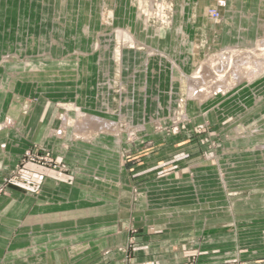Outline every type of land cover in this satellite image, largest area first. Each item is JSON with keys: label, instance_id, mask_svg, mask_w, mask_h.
<instances>
[{"label": "rangeland", "instance_id": "1", "mask_svg": "<svg viewBox=\"0 0 264 264\" xmlns=\"http://www.w3.org/2000/svg\"><path fill=\"white\" fill-rule=\"evenodd\" d=\"M83 1L97 31L86 49L61 54L68 57L61 64L46 51L30 55L24 39L12 38L9 48L0 40V207L18 199L12 189L21 188L24 168L39 166L67 176L91 201L107 202L109 215L115 211L111 227L124 240L111 247L122 264H135L136 252L148 258L171 249L184 252L183 264L262 255L264 72L239 82L211 74L200 96L191 83L221 53L257 58L264 5L249 2L255 14L246 18L228 13L221 0ZM44 2V14L53 16V2ZM226 16L238 28L226 30ZM44 18L45 26L53 22ZM143 36L163 40V48H150ZM104 47L107 65L98 58ZM82 54L95 63L77 64ZM88 116L115 129L80 132ZM27 183L36 200L40 189Z\"/></svg>", "mask_w": 264, "mask_h": 264}, {"label": "crops", "instance_id": "2", "mask_svg": "<svg viewBox=\"0 0 264 264\" xmlns=\"http://www.w3.org/2000/svg\"><path fill=\"white\" fill-rule=\"evenodd\" d=\"M44 1L0 0V40L5 38L9 48L13 46L12 38H20L19 42L24 39L25 49H30V55L36 53L39 56L46 51L51 55L47 56L48 61L61 64L68 58H61V54L71 48L86 49L90 46L92 34L97 30L91 24L92 13H83V6L86 7L88 1L51 0L55 11L53 16L44 14ZM251 1L256 2L260 9L263 8L264 0H225L224 4L228 6L226 10L228 13L233 12L236 16L238 13L243 17L251 18L255 14V11L247 8V4ZM89 2L93 3L92 0ZM122 7L120 4L117 9L120 10ZM202 9H197L196 15H202ZM121 13V10L118 11L117 17L122 16ZM44 17L52 19L53 22L45 26ZM226 17L224 22L226 30L238 28L240 24L230 19V16ZM142 38L150 48L157 50L163 48L160 44L163 40L144 36ZM105 49L106 47L98 56V58L102 57L103 65L109 63ZM26 54L29 52L26 51ZM132 55L129 54L128 59ZM90 58L92 56L88 54L78 55L77 64L83 66L94 64L95 62ZM40 59H33L36 62L32 63L41 64ZM122 63L124 65L125 62ZM145 64L148 67L152 66L149 58L146 59ZM164 69L160 70L164 71ZM152 71L157 72L154 67L150 72ZM4 133L6 131L2 134ZM3 136L5 134H0V140L4 141ZM24 171L25 178L20 177L21 188L12 189V193L17 195L18 199L8 200L0 207V264H122L121 254L111 246L118 242L121 244L124 234L117 227H111L115 223L113 221L116 219L115 211L109 215L107 202L104 203L101 199L96 202L91 201L86 191L70 185L67 176L54 175L39 166L27 165ZM23 182L25 184H22ZM27 182H33V186L40 189L41 195L37 196L36 200L32 199L29 191L24 190V188H33L29 187ZM24 192L27 194L24 195ZM108 240L111 241L110 247ZM150 245L151 248L155 245L151 239ZM171 250H168V253L161 251V254L153 252L148 258L143 256V253L136 252L133 261L135 264H140L148 259H155L159 264H183L187 259L184 252L182 253L181 249L178 252ZM255 257L264 258V250L262 255H254L253 258L249 255L248 259L244 256L241 258L253 262Z\"/></svg>", "mask_w": 264, "mask_h": 264}, {"label": "bare ground", "instance_id": "3", "mask_svg": "<svg viewBox=\"0 0 264 264\" xmlns=\"http://www.w3.org/2000/svg\"><path fill=\"white\" fill-rule=\"evenodd\" d=\"M221 4H224L225 1H219ZM260 44V43H259ZM261 50L258 53L257 58H255L254 54L250 52V54H242V53H221L220 55H216L211 57L208 60V70H199L196 72V80L191 81V85L194 86L193 92L195 96L203 95L202 90H198L199 85H205L208 81L209 76L213 74L216 78H222L228 74L230 76L231 82H239L241 78L244 76H248L249 78H253L256 75L263 74L264 72V42L261 43ZM202 69V68H201ZM225 86V85H224ZM227 86V85H226ZM222 87V86H221ZM220 86L215 89H222ZM229 87V86H227ZM214 89V90H215ZM13 113V112H12ZM10 118V117H9ZM61 124L64 125L66 123V117L63 115L61 118ZM85 123L77 126L80 132L86 131L88 128L92 129H115V125L111 122L101 120L99 118L88 116L87 119H84ZM10 122H12L10 120ZM66 127V126H65ZM100 132V131H99ZM85 134V133H84Z\"/></svg>", "mask_w": 264, "mask_h": 264}, {"label": "built area", "instance_id": "4", "mask_svg": "<svg viewBox=\"0 0 264 264\" xmlns=\"http://www.w3.org/2000/svg\"><path fill=\"white\" fill-rule=\"evenodd\" d=\"M232 264H264V259L253 261V262H246L243 260H236Z\"/></svg>", "mask_w": 264, "mask_h": 264}]
</instances>
